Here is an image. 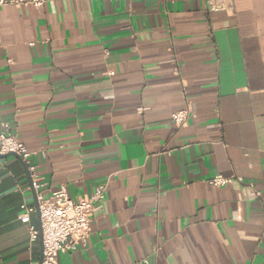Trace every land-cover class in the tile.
Returning a JSON list of instances; mask_svg holds the SVG:
<instances>
[{
  "label": "crops",
  "instance_id": "crops-1",
  "mask_svg": "<svg viewBox=\"0 0 264 264\" xmlns=\"http://www.w3.org/2000/svg\"><path fill=\"white\" fill-rule=\"evenodd\" d=\"M3 125L44 199L106 188L58 264H264V0L0 6ZM36 206L22 163L0 158V264L39 262Z\"/></svg>",
  "mask_w": 264,
  "mask_h": 264
},
{
  "label": "built area",
  "instance_id": "built-area-1",
  "mask_svg": "<svg viewBox=\"0 0 264 264\" xmlns=\"http://www.w3.org/2000/svg\"><path fill=\"white\" fill-rule=\"evenodd\" d=\"M49 0H0V6H32L41 7ZM189 115L188 110H182L172 115L174 126L180 127L185 123ZM0 155H16L21 158L27 168L31 179V187L35 192L39 215V228L28 227L29 241L41 240V262L33 264H58L61 254L77 249L85 243L90 232V216L93 205L105 200L106 188L98 186L88 198L73 200L70 198L65 185H61L53 191L48 199H44L39 192L41 184L36 181V167L31 162L33 155L23 143L10 131L7 125H3L0 131ZM234 180L241 182L240 178L224 177L221 175L209 180L213 187H223L232 184ZM254 195H259L253 192ZM20 221L29 224L30 214L35 210L25 203L21 205Z\"/></svg>",
  "mask_w": 264,
  "mask_h": 264
},
{
  "label": "water",
  "instance_id": "water-1",
  "mask_svg": "<svg viewBox=\"0 0 264 264\" xmlns=\"http://www.w3.org/2000/svg\"><path fill=\"white\" fill-rule=\"evenodd\" d=\"M9 156H13V157H15L16 159H18V160L22 163V165L24 166V170H25V172L27 173V168H26L25 164L22 162V160H21L20 157H18V156H16V155H4V156H1V155H0V158H7V157H9ZM27 175H28V173H27ZM28 176H29V175H28ZM40 262H41V257H40L39 263H40Z\"/></svg>",
  "mask_w": 264,
  "mask_h": 264
}]
</instances>
